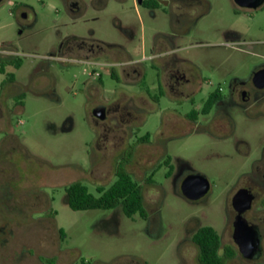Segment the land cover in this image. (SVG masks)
<instances>
[{"label":"rangeland","instance_id":"374dc122","mask_svg":"<svg viewBox=\"0 0 264 264\" xmlns=\"http://www.w3.org/2000/svg\"><path fill=\"white\" fill-rule=\"evenodd\" d=\"M66 1L75 2H0V87L8 74L15 81L0 90V183L9 189L0 203V264H40L39 256L55 264H199L191 238L202 226L232 245L233 196L251 179L264 186V101L243 110L229 99L233 83L264 67V7L76 0L71 13ZM81 40L98 52L79 50ZM215 91L223 106L186 118ZM98 106L105 120L92 115ZM166 157L170 177L166 166L157 168ZM125 158L142 184L146 219L127 218L120 207L67 206L66 187L81 182L95 194L91 180L110 186L116 176L108 172ZM152 172L153 184H143ZM191 174L210 185L197 201L180 191ZM253 209L264 222V190ZM261 236L260 262L237 256L226 264H264V230Z\"/></svg>","mask_w":264,"mask_h":264},{"label":"trees","instance_id":"16d2710c","mask_svg":"<svg viewBox=\"0 0 264 264\" xmlns=\"http://www.w3.org/2000/svg\"><path fill=\"white\" fill-rule=\"evenodd\" d=\"M101 44V43H99ZM104 47L113 48L111 45L101 44ZM18 69L21 66L19 59L9 61ZM1 72L4 71V64L0 65ZM111 76L118 79L117 75L111 71ZM100 76L98 77V81ZM7 80L14 82V75L8 74ZM221 98L219 91L211 93L203 103L199 112L191 111L186 115L191 121H195L199 114L208 115L213 105ZM148 135L138 141L147 140ZM128 158L130 157L127 155ZM127 158V159H128ZM126 160V158H125ZM124 161L116 165L115 181L108 187L97 186L95 194L89 192L88 188L81 182H74L65 188L67 206L75 212L88 210H111L117 207L127 218H133L138 215L142 219L147 218L144 208V199L142 195V184L135 181L129 174L124 165ZM167 167L166 177H170L173 173L171 158L166 157L161 165ZM154 172L147 177L143 184H153ZM192 244L197 248V261L199 264H226L236 254V251L231 246L222 245L219 234L210 226L199 227L191 238ZM53 262L54 259L45 260Z\"/></svg>","mask_w":264,"mask_h":264},{"label":"flooded vegetation","instance_id":"af4514ba","mask_svg":"<svg viewBox=\"0 0 264 264\" xmlns=\"http://www.w3.org/2000/svg\"><path fill=\"white\" fill-rule=\"evenodd\" d=\"M74 1L75 2H72L71 4H69L66 1L68 10L71 13H74V12L78 11V8H79L78 2L76 0H74ZM193 1H195V0H133L135 6H140V7L147 8V9H156V8H158L160 6H169V5H172V4L177 6V7H180V6L181 7L182 6L190 7L193 4ZM233 2L237 6H239L241 8H248V7H242V6L238 5L235 2V0H233ZM262 7H264V0H263L262 4L260 6H258L257 8H255V9H260ZM249 9H253V8H249ZM81 42L83 43L84 46H82L83 48H79V50L87 48L86 49L87 52H90V53H93L95 51L98 52V46L93 48L92 46L86 45L82 40H81ZM65 49L67 50V47L64 48V50ZM67 51L72 52L71 49L67 50ZM95 64H97V63H95ZM165 67H168L167 63L165 64ZM0 72H1V70H0ZM260 72L264 73V67L263 66L255 69L252 72L251 76L249 77V81L248 82L239 83V84H236V83L232 84L231 92H230V96H229V99H230L231 103H233L234 105L239 106L243 110H246L248 107L260 104V103H262L264 101V87L263 88H259L254 83L255 75L260 73ZM1 73L5 74V68H4V71L1 72ZM90 77L93 80L98 81V76L97 77L90 76ZM169 77H170V79L173 80V75L169 74ZM14 84H15V81L14 82H9L6 79L5 81H3L1 83L0 90L2 91L3 89H6L8 87V85H14ZM223 104H224V98L221 96V98L213 105V107L215 106L217 109H219L221 106H223ZM106 112H107V110H106ZM106 117H107V114H106ZM119 160H118L117 163L114 161V163H113L114 166L112 165L111 170L108 172V176L107 177L109 179L115 173V168H116V165L118 163L124 161V163H125L124 165L127 168L130 165V163H131V161L129 159H126V160L125 159H121L123 161H119ZM1 170H2V168L0 167V172H1ZM261 171L262 172H259L260 173V179H261V182L264 183V172H263L264 170H261ZM93 172H94L93 170L90 172V176L93 174ZM91 182L96 183L97 186H98V179L97 180L96 179H92ZM4 189H5V192H4ZM244 189L248 190L249 193H251L253 195V201H252L251 207L248 210H246L242 214V216L246 220L248 225L249 226H254L256 228V231L258 232L259 243H260V253H259V255H258V257L256 259H247L242 254L239 253L237 246L233 242L232 245H226V246H231L232 248H234L235 251H236V254H235V256L233 258H231L227 262H230L231 260L235 259L237 256L241 257L243 261H248V262H250V261H259L260 262L261 257H262V249H261L262 236H261V232L264 230V227H263L264 222L261 219L262 215H258V210L257 209H253V203L259 197V192L264 190V186H261L260 184H258L257 180H255V179L252 180L251 179L247 183V185L244 187ZM6 191H7V193L9 192L8 187L5 186L4 182L0 183V203L3 204V205L5 204L6 201L9 200V196L6 193ZM6 194H7V197H6ZM46 203H47V205L50 206V202H48L46 200ZM231 207H232V202H231ZM232 214L233 215H232L231 225L229 227V232H230L229 234H230L231 239H232V233H233V224H234V221H235V218H236V215H237V213L233 209V207H232ZM1 229H3V227ZM44 259L45 260L54 259L53 264H55V262H56V258L55 257L46 258V257L39 256L38 257L39 263L43 264Z\"/></svg>","mask_w":264,"mask_h":264},{"label":"water","instance_id":"95a60500","mask_svg":"<svg viewBox=\"0 0 264 264\" xmlns=\"http://www.w3.org/2000/svg\"><path fill=\"white\" fill-rule=\"evenodd\" d=\"M2 0H0L1 2ZM235 2L248 8H257L263 0H235ZM254 83L257 87H264V73L255 75ZM92 115L105 120L106 108L96 107ZM210 189L208 180L200 174L186 176L180 185L181 195L188 201H197L204 197ZM253 195L246 189H240L232 198V207L237 215L233 224L232 240L237 246L238 251L247 259H256L260 253L259 235L254 226H249L242 214L251 207Z\"/></svg>","mask_w":264,"mask_h":264},{"label":"crops","instance_id":"0c3cea01","mask_svg":"<svg viewBox=\"0 0 264 264\" xmlns=\"http://www.w3.org/2000/svg\"><path fill=\"white\" fill-rule=\"evenodd\" d=\"M152 57H155L154 55H152ZM131 68H133L134 70H136L138 68V63H135L134 60H131Z\"/></svg>","mask_w":264,"mask_h":264},{"label":"built area","instance_id":"2783aa9c","mask_svg":"<svg viewBox=\"0 0 264 264\" xmlns=\"http://www.w3.org/2000/svg\"><path fill=\"white\" fill-rule=\"evenodd\" d=\"M90 76H93V77H99L100 75L97 73V72H93V74L91 73Z\"/></svg>","mask_w":264,"mask_h":264}]
</instances>
